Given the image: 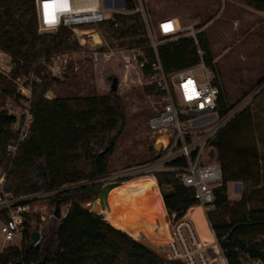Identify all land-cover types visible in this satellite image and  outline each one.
I'll return each instance as SVG.
<instances>
[{
	"label": "rangeland",
	"instance_id": "374dc122",
	"mask_svg": "<svg viewBox=\"0 0 264 264\" xmlns=\"http://www.w3.org/2000/svg\"><path fill=\"white\" fill-rule=\"evenodd\" d=\"M116 11H111L113 16L120 13ZM146 12L151 43L167 41L157 31L158 20L164 17L178 18L183 35L205 31L209 39L215 70L207 68L223 89L232 117L216 135L218 144L210 143L203 150L201 161L224 165L229 200L231 206L238 210L234 217L242 223L238 248L246 264L260 261L264 264V12L239 0H148ZM198 25L204 26L198 29ZM79 29L78 36L69 28L64 32L39 29L42 39L32 51L31 65L27 69L20 68L17 74L13 73L15 59L1 48L7 55H0V62L3 58L2 63L11 68L7 72L11 80L18 75L25 78L35 68L34 89L43 77H47L50 86L45 96L49 99L56 96H105L111 90L110 77L118 78L117 92L127 112V126L111 156L110 173L103 187L105 191L85 206L93 212L102 209L104 217L112 207L114 215L111 217L121 215L133 223L147 216L151 208L155 209L156 198L162 193L153 175L120 176L133 168L153 163L157 156H162L161 159L170 157V149L163 150L159 146L156 141L158 135H154L149 127L150 118L163 108L165 101L157 93L151 77L145 75L138 64L139 57H144L140 47L118 44L119 40L112 38L99 25H85ZM97 32L102 34V41ZM76 40L79 41L78 47H74ZM72 51L79 54L74 57L69 55L65 62V54ZM64 64L66 69H61ZM201 72V69L197 71ZM261 79L263 82L260 83ZM15 87L14 95L1 97L0 111L20 116L24 113L26 102ZM4 164L2 160L1 165ZM121 181L130 182L115 189L109 203L108 189L121 184ZM134 188L139 191L127 193ZM244 196L247 204L242 208L237 203ZM43 205H47L48 210L53 207L50 200L36 203V206ZM65 205H62V210ZM147 206L149 209H145ZM130 209L138 213L141 210L140 216L126 215ZM189 214L200 237L211 242L210 227L200 207L195 205ZM232 217L230 214L227 219ZM38 224V218L32 221L34 231ZM1 226L0 216V250L8 245Z\"/></svg>",
	"mask_w": 264,
	"mask_h": 264
},
{
	"label": "trees",
	"instance_id": "16d2710c",
	"mask_svg": "<svg viewBox=\"0 0 264 264\" xmlns=\"http://www.w3.org/2000/svg\"><path fill=\"white\" fill-rule=\"evenodd\" d=\"M239 1L264 12V0ZM127 8L134 9L135 3L128 0ZM99 26L112 38L118 39V44L140 47L144 57L155 59L156 51L140 13H116ZM203 26L198 25L197 28ZM39 29L36 0H0V48L15 59L13 73L30 67L32 51L42 39ZM66 30L62 27L58 31ZM111 44L116 45L114 42ZM78 46L79 41L76 40L74 47ZM157 52L166 73L195 67L201 62L215 70L205 31L198 32L196 38L182 34L175 40L160 43ZM143 72L148 76L152 74L147 65ZM214 83L220 88L219 110L224 116L230 107L216 79ZM49 86L48 78L43 77L34 89L33 123L10 169L7 189L16 196H22L69 185L53 195L51 201L53 206L57 201L61 202V206L70 203L71 208L61 219L54 218L43 228L41 239L34 247H31L34 230L26 222L23 247L5 246L0 250V264H159L157 253L112 225L102 214L85 206L100 197L110 173L115 145L126 129L128 116L122 98L111 87L110 93L105 96H56L49 99L45 96ZM153 86L156 88L155 84ZM15 93L12 80L0 72V99ZM15 121L14 115L0 111V149L3 156L6 143L16 136L10 130ZM216 138L210 143L218 144ZM169 164L186 167L188 161L180 157ZM221 166L224 178L221 185L214 189L217 208L209 213L208 218L229 263L243 264L237 244L242 223L234 217L238 210L231 206L228 180L224 165ZM155 176L169 211L182 214L197 205L194 188L185 186L176 172L160 171ZM118 185L120 183L115 186ZM237 204L245 208L246 197ZM230 214L233 217L229 220L227 216Z\"/></svg>",
	"mask_w": 264,
	"mask_h": 264
},
{
	"label": "built area",
	"instance_id": "2783aa9c",
	"mask_svg": "<svg viewBox=\"0 0 264 264\" xmlns=\"http://www.w3.org/2000/svg\"><path fill=\"white\" fill-rule=\"evenodd\" d=\"M127 1L66 0V3L56 5L54 19L50 15L48 19L52 22L49 23L46 22L44 9L46 0H36L39 26L40 29L47 31H57L66 27L77 35L80 27L99 25L112 18L111 11L115 10L122 14L140 13L148 23L146 12L148 0H132L135 3V8L132 10L127 8ZM108 11H110L109 14H107ZM182 30L180 21L176 17H164L158 20L157 31L166 40L177 39L182 35ZM96 34L102 41V34L99 32ZM192 36L196 38L195 33ZM158 45L152 42V47L156 51L155 59L143 57L138 60V64L141 68L150 66L152 83L161 92L160 96L165 101L163 108L150 118L149 127L154 135H158L156 141L159 146L163 150L169 148L171 155L167 159H161L162 156L157 157L153 163L133 168L126 171L124 175L121 174L120 177L132 174L144 177L153 175L152 177L155 178L156 173L160 171L176 172L185 186L194 188L197 205L207 220L213 240L210 242L200 237L196 223L189 214L194 206L182 214L169 211L164 205L163 196H161L163 211H153L135 220L136 222L133 221L125 232L157 253L160 257L159 264H230L208 218L209 213L217 208L214 189L221 185L224 172L219 163H202L201 155L210 141L231 120L232 111L229 110L224 116L220 115V88L214 83L212 73L203 62L195 67L166 73L158 56ZM6 53L0 50V55H7ZM78 54L79 52L75 51L65 54V62L69 55L74 57ZM1 61L3 62V58ZM2 62H0V72L9 76L7 72H10L11 68ZM62 68L66 69L65 64ZM58 69L60 70V67ZM199 69L202 70L201 73H197ZM36 77L37 72L33 68L25 78L22 75L12 78L19 95L26 102V107L22 115H14L16 121L11 125L10 130L16 133V136L6 143L4 156L0 149L1 232L8 245H16L19 248L24 245L26 222L32 224V221L38 218L39 224L36 230L40 231L42 236V230L46 224L56 218L54 215L56 204L48 210L47 205L36 206V203L50 200L52 204L51 197L69 186L22 196H16L7 189L10 169L33 123L32 96ZM180 157L187 159L186 167L169 164ZM2 160L5 163L4 166L1 165ZM124 182L121 181V183ZM70 208V203L66 204L63 210L61 206L62 216H65ZM241 261L243 264L247 263L243 257ZM256 264L263 263L260 261Z\"/></svg>",
	"mask_w": 264,
	"mask_h": 264
},
{
	"label": "crops",
	"instance_id": "0c3cea01",
	"mask_svg": "<svg viewBox=\"0 0 264 264\" xmlns=\"http://www.w3.org/2000/svg\"><path fill=\"white\" fill-rule=\"evenodd\" d=\"M130 181H132V180H130ZM130 181H128L127 183L126 182H124V183H121L119 186H116V187H112V188H109L108 189V191H107V193H108V195H107V198H108V202L109 203H111V194H112V192L115 190V189H117V188H119V187H121V186H123V185H125V184H128ZM103 191H105V190H103ZM139 191V189H137V188H134L133 190H130V191H128L127 193H136V192H138ZM160 191V190H159ZM127 193H125L124 195L126 196L127 195ZM124 195H123V197H124ZM160 196H161V194H160ZM125 200V199H124ZM156 207H161V203H160V200L158 199V202L156 203ZM136 209V208H135ZM145 209H149V207L147 206ZM131 210V211H130ZM129 210V212H127L126 213V215H132V214H138L139 216H140V213H141V210H139V213H138V211L137 210H132V209H130ZM122 211H124V210H122ZM154 211V208H151V210L148 212V210H147V214H149V213H152ZM97 213H99V214H104V211L101 209L100 211H96ZM112 215H114V211L112 210V207H111V210L108 212V215H106L105 216V218L112 224V225H114L115 227H117V228H119V229H122V230H124V231H127L129 228H128V226L130 225V223L131 222H129L130 220H129V218L128 217H123V216H115V217H111ZM114 222V223H116V224H118V225H116V224H114V223H112V221ZM2 250V249H1Z\"/></svg>",
	"mask_w": 264,
	"mask_h": 264
},
{
	"label": "water",
	"instance_id": "95a60500",
	"mask_svg": "<svg viewBox=\"0 0 264 264\" xmlns=\"http://www.w3.org/2000/svg\"><path fill=\"white\" fill-rule=\"evenodd\" d=\"M110 79L112 80V86H111L112 89L113 90H117L118 89V78L117 77H110ZM54 215H55V217L57 219H61L62 218L61 202L60 201L56 202ZM40 239H41L40 231H38V230L33 231L31 247L36 246L39 243ZM18 264H22V263L19 262Z\"/></svg>",
	"mask_w": 264,
	"mask_h": 264
},
{
	"label": "snow or ice",
	"instance_id": "6c2138e0",
	"mask_svg": "<svg viewBox=\"0 0 264 264\" xmlns=\"http://www.w3.org/2000/svg\"><path fill=\"white\" fill-rule=\"evenodd\" d=\"M59 3H66V0H46V2L44 4L46 22H49V23L52 22V20L48 19V18L51 15L54 19V13L56 10V5Z\"/></svg>",
	"mask_w": 264,
	"mask_h": 264
},
{
	"label": "bare ground",
	"instance_id": "6f19581e",
	"mask_svg": "<svg viewBox=\"0 0 264 264\" xmlns=\"http://www.w3.org/2000/svg\"><path fill=\"white\" fill-rule=\"evenodd\" d=\"M154 179H155V178H154ZM156 194L159 196V192H158V190L156 191ZM158 199L160 200V197H157V198H156L157 202H158ZM160 203H161V200H160ZM162 203H163V202H162ZM162 203H161V207H159V208H158V207H155L154 211H158V212H159V211H163V210H164V208H163L164 206H162ZM198 226H199V225H198ZM204 231H205V230H204Z\"/></svg>",
	"mask_w": 264,
	"mask_h": 264
}]
</instances>
